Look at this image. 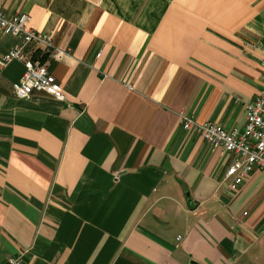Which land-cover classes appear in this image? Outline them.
<instances>
[{
    "label": "crops",
    "instance_id": "crops-1",
    "mask_svg": "<svg viewBox=\"0 0 264 264\" xmlns=\"http://www.w3.org/2000/svg\"><path fill=\"white\" fill-rule=\"evenodd\" d=\"M0 10L51 36L65 96L16 99L23 64L0 66V264H264V171L229 190L232 156L181 125L244 130L264 90V0ZM19 42L0 31V58Z\"/></svg>",
    "mask_w": 264,
    "mask_h": 264
},
{
    "label": "built area",
    "instance_id": "built-area-1",
    "mask_svg": "<svg viewBox=\"0 0 264 264\" xmlns=\"http://www.w3.org/2000/svg\"><path fill=\"white\" fill-rule=\"evenodd\" d=\"M28 16L25 13L7 16L0 10V31L16 36L19 44L9 49L0 58V66H7L13 61L23 64V73L13 84L16 99H27L35 92L43 93L52 99L65 100L61 86L48 70L47 63L62 56L51 36L26 28ZM38 46L41 57L26 53V48ZM264 53V48L262 49ZM246 124L244 130H227L215 122L198 123L192 117L182 115L181 125L185 130L194 129L211 148H219L232 156L224 181L228 189L237 191L257 170L264 171V90L259 96L245 104ZM18 257L8 259L7 264H19Z\"/></svg>",
    "mask_w": 264,
    "mask_h": 264
}]
</instances>
